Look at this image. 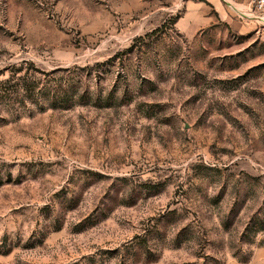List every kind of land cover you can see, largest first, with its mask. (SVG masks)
<instances>
[{"label": "rangeland", "instance_id": "obj_1", "mask_svg": "<svg viewBox=\"0 0 264 264\" xmlns=\"http://www.w3.org/2000/svg\"><path fill=\"white\" fill-rule=\"evenodd\" d=\"M211 1L0 0V264H264V22Z\"/></svg>", "mask_w": 264, "mask_h": 264}, {"label": "crops", "instance_id": "obj_2", "mask_svg": "<svg viewBox=\"0 0 264 264\" xmlns=\"http://www.w3.org/2000/svg\"><path fill=\"white\" fill-rule=\"evenodd\" d=\"M245 0H213L210 5L213 15L218 17L220 21L226 24H235L236 16H245L247 19L255 18V15L249 11L244 3ZM238 7H241L238 9ZM241 12H239V11ZM244 12H243V11Z\"/></svg>", "mask_w": 264, "mask_h": 264}, {"label": "built area", "instance_id": "obj_3", "mask_svg": "<svg viewBox=\"0 0 264 264\" xmlns=\"http://www.w3.org/2000/svg\"><path fill=\"white\" fill-rule=\"evenodd\" d=\"M255 18L264 17V0H245L243 3Z\"/></svg>", "mask_w": 264, "mask_h": 264}, {"label": "bare ground", "instance_id": "obj_4", "mask_svg": "<svg viewBox=\"0 0 264 264\" xmlns=\"http://www.w3.org/2000/svg\"><path fill=\"white\" fill-rule=\"evenodd\" d=\"M241 7H238V9H240ZM242 9V8H241ZM240 9V10H241ZM239 11V10H238ZM243 11V10H242ZM239 12H241V11H239ZM244 12V11H243ZM259 20H261L262 22H264V19L263 18H259ZM261 23V22H260Z\"/></svg>", "mask_w": 264, "mask_h": 264}]
</instances>
